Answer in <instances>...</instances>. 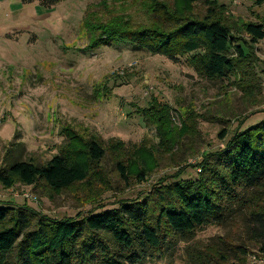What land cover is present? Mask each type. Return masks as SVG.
<instances>
[{
  "label": "rangeland",
  "instance_id": "rangeland-1",
  "mask_svg": "<svg viewBox=\"0 0 264 264\" xmlns=\"http://www.w3.org/2000/svg\"><path fill=\"white\" fill-rule=\"evenodd\" d=\"M161 1L172 5L174 0ZM218 2L234 25L264 24V5L255 0ZM195 4V13L206 12L204 0ZM151 6L147 0H61L53 11L31 3L0 12V170L14 154L48 161L68 141L65 132L70 128L108 148L104 182L55 192L42 183L30 186L14 178L11 187L0 181L1 203L61 219L99 203L112 209L122 199H144L160 179L172 180L177 172L183 179L196 177L203 154L223 148L229 139H220L222 130L233 131L243 118L245 127L264 118V40L253 46L254 77L247 81L254 86L246 92L233 78L207 79L185 58L174 62L134 51L124 42L91 47L83 25L89 7L92 17L106 26L126 20L133 27H165ZM234 31L250 39L245 30ZM155 98L171 107L172 127L190 124L189 133L171 152L165 145L159 148L164 155L147 180L127 184L115 168L116 160L125 158L115 151L120 147L115 141H123L126 152L142 144H164L155 124L144 118ZM236 220L199 230L187 241H177L166 256L145 264H254L264 254L254 253L259 247L248 240L244 222ZM238 246L249 252L242 254Z\"/></svg>",
  "mask_w": 264,
  "mask_h": 264
},
{
  "label": "trees",
  "instance_id": "trees-1",
  "mask_svg": "<svg viewBox=\"0 0 264 264\" xmlns=\"http://www.w3.org/2000/svg\"><path fill=\"white\" fill-rule=\"evenodd\" d=\"M60 1L20 0L22 4L39 3L46 9ZM147 1L165 27H133L126 20L106 26L102 19L92 17L93 6L89 7L83 25L92 38L91 47H113L124 42L134 51L162 55L174 62L185 58L209 80L233 78L245 92L254 86L247 79L254 77L252 49L264 40V24L234 25V18L218 0H204L208 5L204 14L194 11L199 0H174L172 5L161 0ZM255 2L264 5V0ZM234 29L245 30L250 39ZM145 109L148 114L144 118L155 124L164 144H142L126 152L123 141H115L120 144L115 150L118 156L125 154L124 160H116L115 168L127 184L133 179L147 180L164 155L159 148L165 145L171 152V146L189 133L190 124H183L181 129L172 127L169 105L155 98ZM246 120H239L233 131L228 128L219 133L220 139H229L223 148L203 154L196 177L183 179L177 172L172 180L160 179L144 199H122L112 209L99 203L74 217L61 219L0 202V264H145L166 256L177 241H187L199 230L224 226L237 218L244 222L248 240L259 247V252L254 253L261 256L264 118L245 127ZM65 134L68 141L44 163L14 154L6 168L0 170L1 183L11 187L13 179L18 178L30 186L42 183L52 191L63 192L81 184L104 182L108 148L100 139L83 136L71 128ZM237 248L242 249V254L249 252L246 247Z\"/></svg>",
  "mask_w": 264,
  "mask_h": 264
},
{
  "label": "crops",
  "instance_id": "crops-1",
  "mask_svg": "<svg viewBox=\"0 0 264 264\" xmlns=\"http://www.w3.org/2000/svg\"><path fill=\"white\" fill-rule=\"evenodd\" d=\"M21 2L20 0H0V12L3 13V12H7L8 9L10 8H13L16 7L17 10H20L21 8H19V6H21ZM39 4V3H38ZM40 5V4H39ZM42 7V6H41ZM55 7V6H54ZM53 7V8H54ZM44 9L45 12L49 11V10H52L53 8L51 9H46L44 7H42ZM55 10V8H54ZM53 11V10H52ZM0 13V14H1Z\"/></svg>",
  "mask_w": 264,
  "mask_h": 264
},
{
  "label": "built area",
  "instance_id": "built-area-1",
  "mask_svg": "<svg viewBox=\"0 0 264 264\" xmlns=\"http://www.w3.org/2000/svg\"><path fill=\"white\" fill-rule=\"evenodd\" d=\"M254 264H264V257H255L254 258V261H253Z\"/></svg>",
  "mask_w": 264,
  "mask_h": 264
}]
</instances>
